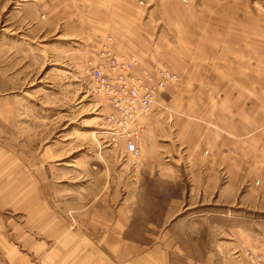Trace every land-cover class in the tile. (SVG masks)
Returning <instances> with one entry per match:
<instances>
[{"label": "rangeland", "instance_id": "1", "mask_svg": "<svg viewBox=\"0 0 264 264\" xmlns=\"http://www.w3.org/2000/svg\"><path fill=\"white\" fill-rule=\"evenodd\" d=\"M87 2L83 21L60 24L40 0H0V264H55L57 256L72 264L85 254L133 264L135 250L157 245L170 264H264L263 215L239 207L232 218H207L190 175L153 181L143 143L134 158L123 143L114 147L108 104L87 70L111 37L87 20ZM256 10L264 19V0ZM170 198L186 201L172 218L163 216Z\"/></svg>", "mask_w": 264, "mask_h": 264}, {"label": "crops", "instance_id": "2", "mask_svg": "<svg viewBox=\"0 0 264 264\" xmlns=\"http://www.w3.org/2000/svg\"><path fill=\"white\" fill-rule=\"evenodd\" d=\"M87 1V20L103 25L115 54L180 75L142 120L138 144L145 145L149 178L179 183L183 170L194 180L198 206L211 209L207 218H232L239 207L264 217V19L256 0ZM83 2L40 0V5L50 21L78 24ZM183 83L187 91L180 89ZM174 145L179 155L171 154ZM185 202L170 198L163 216L182 212ZM114 224L118 233L125 230L123 216ZM99 227L104 229L93 228ZM103 242L111 248L108 239ZM135 252L133 264L149 263L146 259L153 264V258L159 262L154 264H170L161 245ZM85 256L72 264H113L106 255L102 262Z\"/></svg>", "mask_w": 264, "mask_h": 264}, {"label": "built area", "instance_id": "3", "mask_svg": "<svg viewBox=\"0 0 264 264\" xmlns=\"http://www.w3.org/2000/svg\"><path fill=\"white\" fill-rule=\"evenodd\" d=\"M94 55L97 61L89 64L88 76L95 93L108 104L104 124L110 130V139L114 147L123 143L125 156L138 157L142 120L158 104V96L179 82V76L160 65L146 68L135 56L115 54L108 43Z\"/></svg>", "mask_w": 264, "mask_h": 264}]
</instances>
